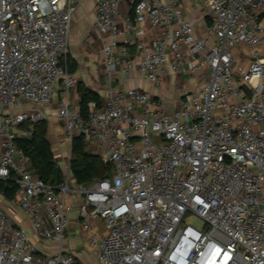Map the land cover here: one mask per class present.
<instances>
[{"label": "built area", "instance_id": "built-area-1", "mask_svg": "<svg viewBox=\"0 0 264 264\" xmlns=\"http://www.w3.org/2000/svg\"><path fill=\"white\" fill-rule=\"evenodd\" d=\"M84 1L0 0V180L16 184L0 264H84L68 246L74 213L96 264H264V0H195L204 29L183 0H97L107 73L191 84L170 114L166 96L132 88L86 115L61 64ZM57 95L68 139L100 148L109 176L78 184L70 157L50 184L18 147Z\"/></svg>", "mask_w": 264, "mask_h": 264}, {"label": "crops", "instance_id": "crops-1", "mask_svg": "<svg viewBox=\"0 0 264 264\" xmlns=\"http://www.w3.org/2000/svg\"><path fill=\"white\" fill-rule=\"evenodd\" d=\"M97 0H85L82 4L78 5L76 8L73 19H72V27H71V37H70V46L74 44L75 41L81 38H85L84 41H88V45L91 49L98 45L101 47L100 54H91V59L85 64V67L78 68L74 74L81 73L83 82L89 86L91 89L98 92L102 98V101L105 102L110 95L111 89L125 91L132 88H141L146 91H149L155 95L165 97L167 99L165 111L167 114H170L173 110V106L177 100V96L174 93L165 92L166 86L169 84L172 87L174 85V77H169L164 83V87L159 90L154 88L145 77L141 76L137 71L131 70L129 73H125L121 70L115 71L112 74L107 73L104 64V44L108 40L106 37L104 38L100 34H98L93 25L95 21V7ZM183 6L186 13V16L195 21L196 25L199 29H204L208 25V19L204 18L203 12L196 6L195 0H183ZM129 7L126 3L122 5V12L128 13ZM150 38V37H148ZM91 42V43H90ZM92 44V45H91ZM129 50L132 54H135L137 51L134 47H129ZM95 51V50H94ZM71 52V53H70ZM72 57V51L68 52ZM142 81L146 83L142 84ZM178 83H184L182 88H187L190 86L191 81L189 78L178 80ZM72 91V90H71ZM72 101H78L79 95L75 94V98ZM58 104V103H57ZM57 109V105L54 106L52 103L48 107L45 108L47 113L50 116L54 117V113ZM55 118V117H54ZM5 198V196L3 195ZM7 204L2 206L11 211L12 201L7 200ZM14 210V209H13ZM18 218L23 219V216L20 212H18ZM74 221L71 227V238L68 241V246L73 249V251L81 254V258L84 264H96V255L92 252L88 246L83 241V236L78 229L76 213L73 215ZM24 222H26L24 220ZM24 226L28 227V230L31 231V227L24 223Z\"/></svg>", "mask_w": 264, "mask_h": 264}, {"label": "trees", "instance_id": "trees-1", "mask_svg": "<svg viewBox=\"0 0 264 264\" xmlns=\"http://www.w3.org/2000/svg\"><path fill=\"white\" fill-rule=\"evenodd\" d=\"M61 64L74 74L77 63L68 53ZM72 98L75 94L80 97L79 107L86 115L90 103L102 104V98L98 92L91 89L83 81L73 86ZM34 132L29 138L17 140L18 147L22 148L30 156L32 164L39 176L50 184H58L62 181L64 173L56 160L52 144L48 138V121L43 120L34 125ZM88 144L83 136H76L71 144L70 170L78 184H89L96 179H103L112 171V165L99 153L88 150ZM16 184L12 181L0 180V192L9 201L15 198Z\"/></svg>", "mask_w": 264, "mask_h": 264}, {"label": "rangeland", "instance_id": "rangeland-1", "mask_svg": "<svg viewBox=\"0 0 264 264\" xmlns=\"http://www.w3.org/2000/svg\"><path fill=\"white\" fill-rule=\"evenodd\" d=\"M84 39L85 38L78 39L77 41H75L74 44H71V46L69 47V51H72L73 58L76 61L78 68L85 67V64L91 59V54H94V53L100 54V50H101V47L100 46L98 47V45L95 47V49L94 48L91 49L89 46H87L88 41L86 40L84 41ZM75 75H77L79 79L83 81L81 73L80 74L77 73ZM142 84H145L146 86V83L143 81H142ZM183 85L184 83L177 85V87L176 86L172 87V85L169 84L168 86H166L165 92L174 93L177 97H180L190 87V86H187V88H182ZM72 95H73V90L71 91V96ZM59 98H60V95H57L55 99L53 100L52 103L54 104V106L58 105L57 103H58ZM54 117L50 116L47 119L48 138L52 144L53 151H54L56 160L59 163V166L61 167L62 171L66 173L68 161L71 157V141L67 137L64 125L61 122H59L56 119V117L55 118ZM88 147L90 151L99 153L100 155L104 157L100 148H97L91 145H89ZM6 201L7 199L4 198L3 194L0 192V204L5 205L7 204ZM187 222L197 227H200L203 225L202 219L194 215L190 216L187 219Z\"/></svg>", "mask_w": 264, "mask_h": 264}, {"label": "water", "instance_id": "water-1", "mask_svg": "<svg viewBox=\"0 0 264 264\" xmlns=\"http://www.w3.org/2000/svg\"><path fill=\"white\" fill-rule=\"evenodd\" d=\"M72 144V143H71Z\"/></svg>", "mask_w": 264, "mask_h": 264}]
</instances>
